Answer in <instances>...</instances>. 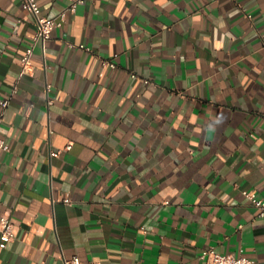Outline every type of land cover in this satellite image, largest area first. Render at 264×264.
<instances>
[{
	"label": "crops",
	"instance_id": "crops-1",
	"mask_svg": "<svg viewBox=\"0 0 264 264\" xmlns=\"http://www.w3.org/2000/svg\"><path fill=\"white\" fill-rule=\"evenodd\" d=\"M33 33L0 0V264H264V0H86L20 75Z\"/></svg>",
	"mask_w": 264,
	"mask_h": 264
},
{
	"label": "built area",
	"instance_id": "built-area-1",
	"mask_svg": "<svg viewBox=\"0 0 264 264\" xmlns=\"http://www.w3.org/2000/svg\"><path fill=\"white\" fill-rule=\"evenodd\" d=\"M86 0H74L71 2L64 10L60 11L57 14V19L48 18L40 15V10L37 2L35 0H21V7L26 12L30 13L33 17V26L34 33L31 38V42L25 48L23 54L20 57V75H31L35 68L31 62V55L33 48L36 44H43L50 38L51 32L53 29L61 26L64 21L65 15L67 12H74L76 5L83 4ZM81 49L89 51V48L84 47L83 45L78 46ZM103 65L113 67V64L107 61L102 62ZM131 78H134V74H130ZM13 92V91H12ZM8 104V99H0V106L5 108ZM0 149L3 151H8V145L0 139ZM65 149H68L65 148ZM57 151H51L50 156H56ZM241 195L249 203L255 206L258 209V215L263 216L264 214V199L258 198L252 191L242 190ZM65 203H68V200H64ZM14 239L13 234V224L10 220L8 212H4L0 215V240L4 244L11 242ZM199 260L203 264H251V261L245 257L233 254H222L215 252L213 249H204L199 254ZM64 264H81L78 258L73 257L70 260H65ZM133 264H141L136 262Z\"/></svg>",
	"mask_w": 264,
	"mask_h": 264
}]
</instances>
